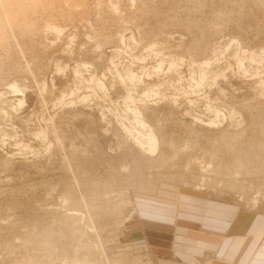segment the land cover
Here are the masks:
<instances>
[{
  "label": "rangeland",
  "instance_id": "374dc122",
  "mask_svg": "<svg viewBox=\"0 0 264 264\" xmlns=\"http://www.w3.org/2000/svg\"><path fill=\"white\" fill-rule=\"evenodd\" d=\"M263 137L264 0H0V264H213Z\"/></svg>",
  "mask_w": 264,
  "mask_h": 264
},
{
  "label": "crops",
  "instance_id": "0c3cea01",
  "mask_svg": "<svg viewBox=\"0 0 264 264\" xmlns=\"http://www.w3.org/2000/svg\"><path fill=\"white\" fill-rule=\"evenodd\" d=\"M223 209L220 213L212 207L206 208L204 213L199 210L196 215H192V220L179 213L176 219L177 230L185 238L195 240V251L185 244L184 249H179L177 254L173 253L176 250L171 249L168 254L161 252L157 256L189 261L195 255L199 258L205 255H222L227 258L221 257L213 264H264V210L249 211L239 208L234 213H228ZM205 231H208V236ZM197 240L206 245L199 244Z\"/></svg>",
  "mask_w": 264,
  "mask_h": 264
},
{
  "label": "bare ground",
  "instance_id": "6f19581e",
  "mask_svg": "<svg viewBox=\"0 0 264 264\" xmlns=\"http://www.w3.org/2000/svg\"><path fill=\"white\" fill-rule=\"evenodd\" d=\"M261 134H262V133H261ZM151 137H152V142H156V137H154V136H151ZM263 138H264V137H263ZM263 138H262V139H263ZM262 139H261V140H262ZM257 143H258V142H257ZM259 143H260V142H259ZM260 144H263V143H260ZM251 145H252V144H251ZM261 147H262V146H261ZM251 148H253V147H251ZM248 150H249V149H248ZM243 151H244V150H243ZM254 152H255V151H254ZM246 153H247V152H246ZM249 153H250V152H249ZM249 153H248V154H249ZM250 156H252V155H250ZM250 156H249V157H250ZM259 156H260V155H259ZM255 157H256V156H255ZM256 159H258V162H257V163H259V160H261V158H256ZM219 160H220V159H219ZM222 160H223V159H222ZM231 161H232V160H231ZM262 162H263V161H262ZM219 163H220V162H219ZM235 163H236V162H235ZM235 163H234V165L236 166L238 163H236V164H235ZM257 163H256V164H257ZM263 163H264V162H263ZM244 164H245V163H244ZM254 164H255V163H254ZM254 164H253V165H254ZM239 165H240V164H239ZM241 165H242V164H241ZM251 165H252V164H251ZM259 165H260V164H259ZM224 166H225V165H224ZM254 166H255V165H254ZM217 167H219V165H218ZM237 167H238V166H237ZM240 167H241V166H240ZM263 167H264V166H263ZM214 168H215V167H214ZM220 168H223V167L220 165ZM224 168H226V167H224ZM224 168H223L222 170H224ZM235 168H236V167H235ZM246 168L249 169L248 167H246ZM252 168H253V167H252ZM256 168H257V167H256ZM226 169H227V168H226ZM240 169H241V168H240ZM240 169H238V170H240ZM227 170H228V169H227ZM245 170H246V169H245ZM251 170H252V169H251ZM213 171H214V170H213ZM257 171H258V168H257L256 172H257ZM221 172H222V171H221ZM242 172H243V171H240V173H242ZM230 173H231V171H230ZM238 173H239V172H238ZM245 173H247V172H245ZM245 173H244V174H245ZM231 174H233V173H231ZM248 174H249V172H248ZM233 175H234V174H233ZM239 175H241V174H239ZM242 175H243V174H242ZM245 175H246V174H245ZM249 175H251V174H249ZM249 175H248V176H249ZM252 175H253V174H252ZM252 175H251V176H252ZM227 176H228V175H227ZM248 176H247V177H248ZM257 176H259V175H257ZM225 177H226V175H225ZM229 181H230V180H229ZM235 182H236V181H234V183H235ZM222 183H223V182H222ZM262 183H263V182H262ZM237 184H238V183H237ZM237 184L234 185V187H233L232 185H231V186H232L233 188L237 189V190L240 189V190H242V191H243L244 188L246 187V186L243 187V186L240 184V185H241V188H240V185H239V184L237 185ZM242 184H243V182H242ZM247 186H248V185H247ZM246 188H247V187H246ZM237 190H236V191H237ZM244 191H246V190H244ZM248 191H249V190H248ZM238 192H240V191H238ZM118 262H119V261H118ZM118 262H117V263H118ZM210 262H211V261H210ZM113 263H114V262H113Z\"/></svg>",
  "mask_w": 264,
  "mask_h": 264
}]
</instances>
